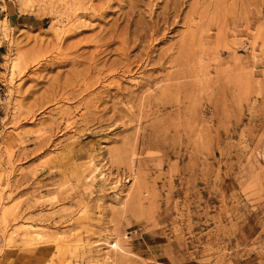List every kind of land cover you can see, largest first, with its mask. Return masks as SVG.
<instances>
[{"label": "rangeland", "instance_id": "rangeland-1", "mask_svg": "<svg viewBox=\"0 0 264 264\" xmlns=\"http://www.w3.org/2000/svg\"><path fill=\"white\" fill-rule=\"evenodd\" d=\"M0 264H264V0H0Z\"/></svg>", "mask_w": 264, "mask_h": 264}]
</instances>
